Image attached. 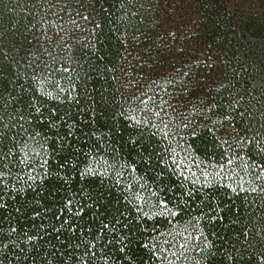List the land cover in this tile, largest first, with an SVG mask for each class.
<instances>
[{
  "label": "trees",
  "instance_id": "16d2710c",
  "mask_svg": "<svg viewBox=\"0 0 264 264\" xmlns=\"http://www.w3.org/2000/svg\"><path fill=\"white\" fill-rule=\"evenodd\" d=\"M0 264H264V0H0Z\"/></svg>",
  "mask_w": 264,
  "mask_h": 264
},
{
  "label": "snow or ice",
  "instance_id": "6c2138e0",
  "mask_svg": "<svg viewBox=\"0 0 264 264\" xmlns=\"http://www.w3.org/2000/svg\"><path fill=\"white\" fill-rule=\"evenodd\" d=\"M145 103L147 104L148 101H145ZM161 108L163 109V105H161ZM155 115H156L157 117H160L161 113H160V112H157V113H155ZM164 127L167 128V124H166V123L164 124ZM164 134L167 135L166 132H165ZM176 166H177V167H180L179 164H177ZM254 167H255V165H254ZM253 191H255V189H253Z\"/></svg>",
  "mask_w": 264,
  "mask_h": 264
}]
</instances>
